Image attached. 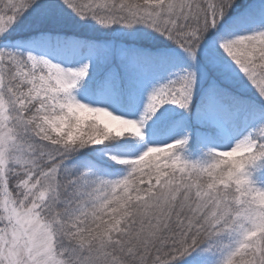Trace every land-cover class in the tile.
Here are the masks:
<instances>
[{"label": "snow or ice", "instance_id": "1", "mask_svg": "<svg viewBox=\"0 0 264 264\" xmlns=\"http://www.w3.org/2000/svg\"><path fill=\"white\" fill-rule=\"evenodd\" d=\"M0 264H264V0H0Z\"/></svg>", "mask_w": 264, "mask_h": 264}]
</instances>
